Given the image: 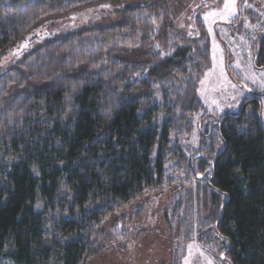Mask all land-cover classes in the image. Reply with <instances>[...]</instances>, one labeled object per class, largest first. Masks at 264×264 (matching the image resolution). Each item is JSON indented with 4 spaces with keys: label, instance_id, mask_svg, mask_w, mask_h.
<instances>
[{
    "label": "trees",
    "instance_id": "1",
    "mask_svg": "<svg viewBox=\"0 0 264 264\" xmlns=\"http://www.w3.org/2000/svg\"><path fill=\"white\" fill-rule=\"evenodd\" d=\"M91 2L124 4L121 22L24 40ZM162 6L0 0V56L24 40L0 72V264H85L108 216L171 186L187 238L222 240L228 264H264V92L205 113L206 31L168 35ZM253 60L264 69V29Z\"/></svg>",
    "mask_w": 264,
    "mask_h": 264
},
{
    "label": "rangeland",
    "instance_id": "2",
    "mask_svg": "<svg viewBox=\"0 0 264 264\" xmlns=\"http://www.w3.org/2000/svg\"><path fill=\"white\" fill-rule=\"evenodd\" d=\"M124 8L121 3L91 2L46 17L24 40L34 47L44 39L113 25L121 22ZM162 8L168 35L193 42L202 38L203 28L206 31L210 64L197 88L205 113H236L242 100L264 92V69L253 64L264 29V0H163ZM23 41L0 56V72L15 61V49ZM176 191L171 186L145 193L108 216L101 226L100 248L85 264H228L222 240L211 237L200 243L196 235L187 238V227L173 210L178 204Z\"/></svg>",
    "mask_w": 264,
    "mask_h": 264
}]
</instances>
